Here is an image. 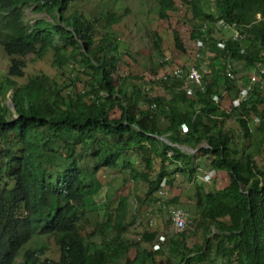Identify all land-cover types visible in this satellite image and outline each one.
Here are the masks:
<instances>
[{"label": "trees", "instance_id": "1", "mask_svg": "<svg viewBox=\"0 0 264 264\" xmlns=\"http://www.w3.org/2000/svg\"><path fill=\"white\" fill-rule=\"evenodd\" d=\"M75 1L0 0V45L10 58L0 79V264H264V169L256 161L261 153L264 159V83L255 82L248 99L233 104L253 75L264 82V0H156L161 20L177 11V2L191 10L190 39L203 41L201 52L211 54L197 59L193 45L195 66L206 68L200 87L174 76L188 67L175 66L155 30L144 58L150 78L133 69L131 41L121 50L112 30L127 10L67 15ZM27 11L42 16L27 21ZM219 20L227 27H217ZM230 27L242 38L233 40L225 32ZM173 39L177 50L188 51L177 30ZM50 53L66 83L46 73L26 77V58ZM236 63L248 74L240 77ZM160 68L166 78H157ZM231 119L237 135L224 127ZM254 135L253 144L238 146ZM204 144L195 153L176 146ZM103 170L148 183V205L157 203L166 216L163 233L126 237L137 227L128 196L114 209L107 199L104 221L89 219ZM220 173L229 176L222 189ZM178 178L194 189L186 211L182 190L171 201L158 199H167ZM174 209L190 218L183 230L175 228ZM51 239L58 260L47 257Z\"/></svg>", "mask_w": 264, "mask_h": 264}, {"label": "rangeland", "instance_id": "2", "mask_svg": "<svg viewBox=\"0 0 264 264\" xmlns=\"http://www.w3.org/2000/svg\"><path fill=\"white\" fill-rule=\"evenodd\" d=\"M211 1V0H210ZM126 11L125 17L121 24L113 27V31L118 33V40L121 42L120 48L125 51L127 46L124 42H130V49L132 53L137 57L138 62L134 64L130 58L129 60L133 69L141 70L143 74H145L148 78H150V64H145V57L150 56V40L148 36L150 33L155 30L162 34L164 40L166 42L165 53L170 58H173V63L175 66H185L190 67L195 65V60L191 54L193 45L197 42H192L190 39L191 30L193 26H195V21L192 18V12L185 5L177 2V11L171 12L168 20H161L158 18V6L156 0H76L74 4L70 7L67 15L72 14L75 11L84 12L88 17L92 15H97L100 12H111V11ZM42 14H34L33 12L27 11L26 20L32 21L34 18L41 17ZM173 30H177L181 34V38L183 42L187 45L188 51L186 53L181 52L175 48L174 39H173ZM228 35H232V30H225ZM221 36V35H219ZM190 50V51H189ZM211 54H207L209 56ZM54 56L53 53L48 54L44 59L39 60L34 56H28L26 58L27 68H26V77L31 75H37L40 73H46L52 77H55L60 83H66L64 77H62L58 70L52 67V60ZM155 59H153L154 61ZM209 61L206 60V64ZM10 64V58L6 55L4 47L0 45V79L5 73L4 77L8 73ZM237 68H240L242 72L239 73L240 77L248 74L247 71H244L242 68V64L236 63L234 64ZM130 68H124V73H127ZM168 72L166 68H160L158 72V76L163 77L164 74ZM250 75V73H249ZM23 82V80H20ZM157 89L160 90L161 94H163V89L159 88V85H156ZM79 88H82V85H79ZM120 115L119 111H115L112 114V117L118 118ZM226 131L233 130L235 135L239 134L241 129L239 125L234 120H229L225 126ZM256 134V133H254ZM256 136L254 135L253 139L248 141H239L238 146H250L254 143ZM256 161L259 163L264 169V159L262 158V153L256 158ZM140 170H145L144 165L140 164L139 161L136 163ZM159 163L155 164V168H158ZM221 175V174H219ZM181 177V176H180ZM183 178H178L176 180L175 189L168 188L167 190V199L158 198L161 201H171L179 192L181 196L179 197V205L182 209H185V202L189 201L190 194L194 189L191 186H188V183L182 181ZM98 192L97 196L93 197L94 204L91 209L93 211H89L88 217L89 219L95 221H104L107 217L106 215V207L105 203L108 198H112L110 202V208L114 209L117 207L119 200L123 196H128V208L130 210V214L133 213V216L136 221V228H130L126 234V237L130 240L141 239V234L145 231L154 232L156 230H160L163 233L166 223H165V214L159 212L157 209V203H152V205H148L147 203V190L148 183L146 181L136 182L130 179L129 174L125 171H113V170H103L98 175ZM182 181V183H181ZM214 181L212 184H214ZM229 184V176L227 174L221 175V180L219 184L216 182L217 188L222 189V187H226ZM79 206L82 207L83 203H79ZM85 210V209H84ZM131 217V218H132ZM188 223L190 221L187 220ZM152 222V223H151ZM87 227H89V223H86ZM36 239V238H34ZM33 239V240H34ZM46 240L45 238H43ZM95 242H99V238L94 240ZM28 246H32V241L27 244ZM49 251L47 252V257L58 260L59 252L58 248L55 245L54 241L51 239L48 242Z\"/></svg>", "mask_w": 264, "mask_h": 264}, {"label": "built area", "instance_id": "3", "mask_svg": "<svg viewBox=\"0 0 264 264\" xmlns=\"http://www.w3.org/2000/svg\"><path fill=\"white\" fill-rule=\"evenodd\" d=\"M207 26L208 25H205L206 28ZM216 26L219 28L227 27L223 20L217 21ZM230 28L233 31V34L230 36L233 40H238L242 38L240 30H238L235 27H230ZM217 46L219 48H224L225 44L224 42H218ZM195 47H196V50L194 51V55L196 56L197 59H200L202 57H207V54H210L209 51L208 52L206 51V54L204 52H201L202 48L204 47V42L201 40H198L195 43ZM205 69H206L205 67L197 68L195 65L188 67V71H184L182 68H178L174 71V76L177 78L185 79L187 82H191L192 85H196L200 87V85L203 83L204 75L206 73ZM227 73H230L229 68L227 69ZM163 78H166V76H163ZM255 82H260L261 84L264 83L263 80L260 81V79H258L257 76L253 75L251 77V83L249 85L244 86L245 88L241 90V92L239 93V96L234 100L233 102L234 106L238 107L240 106V103L242 101H245L248 99L250 90L252 89V86ZM189 92L191 93V89ZM214 99L217 100L218 98L214 97ZM183 130L187 131V127L185 125H183ZM161 186L163 188H166V181H163ZM161 194H164V192H161ZM172 220L174 222L176 229L183 230L187 226V214L185 213V211L181 209L173 210ZM164 240H165L164 236H161L160 241H164ZM155 248L158 249L159 246L156 245Z\"/></svg>", "mask_w": 264, "mask_h": 264}, {"label": "water", "instance_id": "4", "mask_svg": "<svg viewBox=\"0 0 264 264\" xmlns=\"http://www.w3.org/2000/svg\"><path fill=\"white\" fill-rule=\"evenodd\" d=\"M85 50H86V49H85ZM8 98H9V105L12 106V108H13V110H14V109H15V106L12 105V103H11V101H10V99H11V93H9ZM159 139L163 140L164 142H167L168 144L173 145L168 139H166V138H164V137H159ZM176 146L179 147L181 150H183V151H187V152H190V153H195V152H197L200 148H202V147H207L206 144H204V145L198 147L197 149H192V148H190V147H188V146H180V145H176Z\"/></svg>", "mask_w": 264, "mask_h": 264}, {"label": "crops", "instance_id": "5", "mask_svg": "<svg viewBox=\"0 0 264 264\" xmlns=\"http://www.w3.org/2000/svg\"><path fill=\"white\" fill-rule=\"evenodd\" d=\"M221 174V173H220ZM222 175V174H221Z\"/></svg>", "mask_w": 264, "mask_h": 264}]
</instances>
